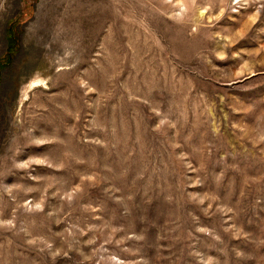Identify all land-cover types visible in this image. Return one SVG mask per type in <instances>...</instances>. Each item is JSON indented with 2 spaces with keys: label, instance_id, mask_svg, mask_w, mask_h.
<instances>
[{
  "label": "rangeland",
  "instance_id": "374dc122",
  "mask_svg": "<svg viewBox=\"0 0 264 264\" xmlns=\"http://www.w3.org/2000/svg\"><path fill=\"white\" fill-rule=\"evenodd\" d=\"M0 264H264V0H0Z\"/></svg>",
  "mask_w": 264,
  "mask_h": 264
}]
</instances>
